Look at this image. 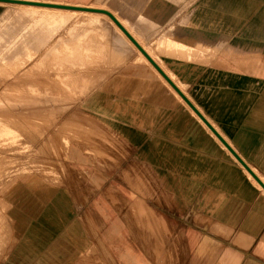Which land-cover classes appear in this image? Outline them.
Listing matches in <instances>:
<instances>
[{
	"label": "rangeland",
	"instance_id": "rangeland-1",
	"mask_svg": "<svg viewBox=\"0 0 264 264\" xmlns=\"http://www.w3.org/2000/svg\"><path fill=\"white\" fill-rule=\"evenodd\" d=\"M51 1L109 9L134 32L133 8L122 17L124 0ZM192 2L199 1L190 0L182 14L190 23L205 15L203 38L140 41L220 127L211 75L264 78V39L244 38L257 19L264 31V5L221 7L213 16V8ZM220 17L215 35L210 20ZM241 20L243 29L231 31ZM167 52L184 59L178 69L161 56ZM164 84L101 16L0 4V264H224L229 247L210 239L188 246L181 230L153 209V192H161L159 205L167 197L166 177L169 186L179 180L171 164L180 158L182 136L203 128ZM22 184L73 198L61 205L65 215L54 240L19 245L13 237L21 198L11 196Z\"/></svg>",
	"mask_w": 264,
	"mask_h": 264
},
{
	"label": "crops",
	"instance_id": "crops-1",
	"mask_svg": "<svg viewBox=\"0 0 264 264\" xmlns=\"http://www.w3.org/2000/svg\"><path fill=\"white\" fill-rule=\"evenodd\" d=\"M189 1L124 0L123 3L125 7L122 17L128 12L126 7L133 8V19L130 21L134 29L132 36L177 86L180 83L140 40L145 41L147 45H153L154 43H150L151 40L158 41L166 37L187 44L190 38H203L205 36L203 25L205 15L202 14L203 19L196 17L195 21L191 20L193 23H190L189 17H183L182 8L188 7ZM198 1L197 3L192 2L191 5L213 8L212 11L208 10L213 16H216V11L221 7H247L253 3L256 6L264 5L263 0ZM117 17L122 21L119 16ZM198 20H201L202 25ZM210 21L213 23L211 32L216 35L222 28L221 17L220 22L217 19ZM238 23V29L233 27L230 30L239 33L244 23L242 20L240 24ZM261 23L260 19H257L255 23L252 22V34L244 38L255 39L256 43H261L264 39ZM239 37L242 36L238 35ZM136 49L142 54L137 47ZM168 53H163L161 56L169 61L173 69H178L176 66L178 60L184 59L175 56L177 53ZM178 55L182 56V53ZM145 59L148 61L146 63L180 97L181 100L176 98L185 105L199 125L203 127L194 128L188 136H182L184 139L180 146V158L173 161L175 164H171V166L179 167L180 174L174 177L179 180H176L175 186H169L170 180L166 177L164 193L167 197L163 201L160 200L159 205L157 201L161 192H153L155 195L150 198L155 203L153 209L165 214L174 229L181 230L182 237L187 241L188 246L193 247L201 241L210 239L220 247H229L228 257L222 260L224 264H264V189L164 76L146 57ZM182 70L185 68L182 67ZM211 76L215 79V85L218 86V90L213 92L215 96L211 109L214 120L219 121L220 127L188 95L182 85L184 91L178 87L264 182V78H250L242 72L220 75L213 73ZM222 87H226L227 90ZM204 129L212 138L204 137ZM239 166L252 182L247 180ZM136 182L137 180H134V183ZM28 186L31 185L22 184L21 188L11 196L14 202H19L21 198V204H18L20 207L13 215L15 219L13 237L19 245L29 240L30 242L52 241L56 238L55 233H60V216L65 215L61 212V205L72 197L67 194L62 195L60 191L54 189L48 190L49 188L42 185H34V188H29L31 191L27 189ZM22 208L24 210L29 208L30 220L26 217V210L23 212ZM86 236L84 232V246L87 244ZM98 247L103 252L112 254L104 241H99ZM21 252L24 253L22 249Z\"/></svg>",
	"mask_w": 264,
	"mask_h": 264
},
{
	"label": "water",
	"instance_id": "water-1",
	"mask_svg": "<svg viewBox=\"0 0 264 264\" xmlns=\"http://www.w3.org/2000/svg\"><path fill=\"white\" fill-rule=\"evenodd\" d=\"M1 2H12L22 4H32L47 7H56L70 10H81L87 12L103 13L108 15L112 21L126 34V36L136 45V47L146 56L150 63L164 76V78L171 84V86L180 94V96L189 104V106L198 114V116L206 123V125L212 130V132L220 139V141L226 146V148L234 155V157L240 162V164L254 177V179L264 189V182L260 177L246 164V162L238 155V153L230 146V144L218 133V131L211 125V123L204 117V115L196 108V106L189 100V98L179 89V87L170 79V77L162 70V68L156 63V61L146 52V50L138 43V41L130 34V32L120 23V21L108 10L84 8L77 6H65L59 4H45L38 2H28L20 0H0Z\"/></svg>",
	"mask_w": 264,
	"mask_h": 264
},
{
	"label": "bare ground",
	"instance_id": "bare-ground-1",
	"mask_svg": "<svg viewBox=\"0 0 264 264\" xmlns=\"http://www.w3.org/2000/svg\"><path fill=\"white\" fill-rule=\"evenodd\" d=\"M20 1H28V2H38V3H45V4H59V5H65V6H77V7H84V8H94V9H102V10H108L109 12H111L119 21H120V23L130 32V34L131 35H133L132 34V31L128 28V26L123 22V21H121L118 17H117V15L114 13V12H112L111 10H109V9H106V8H102V7H91V6H84V5H81V4H66V3H59V2H54V1H51V0H48V1H46V0H20ZM0 4H3V5H12V6H20V7H25V8H28L29 10H32L33 12H36V13H38V12H48V13H51V12H57V11H63V12H72V13H75V14H77V13H80V14H85V15H92V16H101V17H103V18H105L114 28H115V30L119 33V35L122 37V39L130 46V47H132L133 49H135L140 55H141V58H143L144 59V61L145 62H147L148 63V61L145 59V57L136 49V45L130 40V39H128L127 37H126V34L125 33H123V31L116 25V23L114 22V21H112V19L108 16V15H106V14H103V13H95V12H87V11H81V10H70V9H63V8H56V7H47V6H39V5H32V4H22V3H12V2H1L0 1ZM135 45H133V44ZM73 73H75L76 74V72L74 71ZM157 75H158V73H156ZM159 77H160V75H158ZM46 77V76H45ZM46 78H48V77H46ZM45 78V79H46ZM161 78V77H160ZM171 78L174 80V78L171 76ZM47 80V79H46ZM161 80H162V82H164L165 84H166V86H168L169 88H170V86L161 78ZM76 81V80H75ZM175 81V80H174ZM47 82V81H46ZM48 83H51V82H48ZM55 84H57V83H55ZM164 84V85H165ZM49 86V85H48ZM55 86H57V85H55ZM179 87H180V89H182V91H184L183 90V88H182V86H181V84L180 85H178ZM68 89V88H67ZM170 90L174 93V95L176 96V97H178L179 99H180V97L170 88ZM53 91V90H52ZM55 93V92H54ZM57 93V92H56ZM53 95V94H52ZM181 100V99H180ZM4 113V112H3ZM1 114V113H0ZM1 117V116H0ZM2 118H3V116H2ZM6 119H7V117H6ZM5 120V119H4ZM2 122V121H1ZM8 122V121H7ZM4 124V123H3ZM206 124V123H205ZM2 154H3V152H2ZM5 154H6V152H5Z\"/></svg>",
	"mask_w": 264,
	"mask_h": 264
}]
</instances>
